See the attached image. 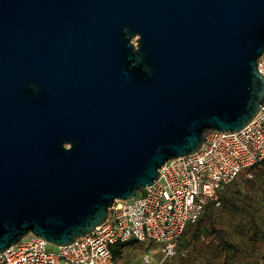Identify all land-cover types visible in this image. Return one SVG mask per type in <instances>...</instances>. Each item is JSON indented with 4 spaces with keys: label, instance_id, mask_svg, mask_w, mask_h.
<instances>
[{
    "label": "water",
    "instance_id": "water-1",
    "mask_svg": "<svg viewBox=\"0 0 264 264\" xmlns=\"http://www.w3.org/2000/svg\"><path fill=\"white\" fill-rule=\"evenodd\" d=\"M264 0H0V253L67 246L264 101Z\"/></svg>",
    "mask_w": 264,
    "mask_h": 264
},
{
    "label": "built area",
    "instance_id": "built-area-1",
    "mask_svg": "<svg viewBox=\"0 0 264 264\" xmlns=\"http://www.w3.org/2000/svg\"><path fill=\"white\" fill-rule=\"evenodd\" d=\"M264 75V51L257 60ZM264 161V101L242 130L205 133L198 152L168 161L152 184L128 201H115L106 220L67 246H52L33 234L0 253V264H115L116 245L155 247L142 264H167L177 242L203 209L221 205L220 189Z\"/></svg>",
    "mask_w": 264,
    "mask_h": 264
},
{
    "label": "rangeland",
    "instance_id": "rangeland-1",
    "mask_svg": "<svg viewBox=\"0 0 264 264\" xmlns=\"http://www.w3.org/2000/svg\"><path fill=\"white\" fill-rule=\"evenodd\" d=\"M220 189L221 205H207L177 242L167 264H264V162ZM155 247L127 246L115 264H142Z\"/></svg>",
    "mask_w": 264,
    "mask_h": 264
},
{
    "label": "trees",
    "instance_id": "trees-1",
    "mask_svg": "<svg viewBox=\"0 0 264 264\" xmlns=\"http://www.w3.org/2000/svg\"><path fill=\"white\" fill-rule=\"evenodd\" d=\"M263 162H264V161H263ZM263 162H262V163H263ZM220 198H221V196H220ZM131 244H132V243H130V244H123V245H116V246L114 247V250H113L114 260L121 258L122 253H123V250H124L127 246H129V245H131Z\"/></svg>",
    "mask_w": 264,
    "mask_h": 264
}]
</instances>
